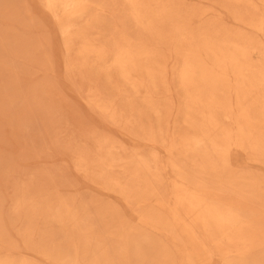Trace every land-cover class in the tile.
<instances>
[{
    "label": "bare ground",
    "instance_id": "obj_1",
    "mask_svg": "<svg viewBox=\"0 0 264 264\" xmlns=\"http://www.w3.org/2000/svg\"><path fill=\"white\" fill-rule=\"evenodd\" d=\"M196 1L204 7L40 0L62 40L65 77L111 90L89 85L85 99L120 135L91 132L74 169L120 207L23 183L12 213L25 216L29 255L49 264H264V175L234 168L264 170V0ZM17 249L0 200V264H43Z\"/></svg>",
    "mask_w": 264,
    "mask_h": 264
},
{
    "label": "rangeland",
    "instance_id": "obj_2",
    "mask_svg": "<svg viewBox=\"0 0 264 264\" xmlns=\"http://www.w3.org/2000/svg\"><path fill=\"white\" fill-rule=\"evenodd\" d=\"M184 1L191 8L204 7L196 0ZM104 17L109 18L110 12L106 11ZM64 61L62 40L40 0H0L1 207L11 242L20 251L15 257L22 255L43 264L49 263L23 248L19 231L25 216L12 213L23 183L34 178V183L43 187L54 185L75 204L93 201L120 207L74 169L73 153L87 143L91 132L114 138L120 135L101 124L85 99L89 85L105 95L111 90L101 79L69 80ZM122 143L127 151L134 149ZM234 168L264 175V170L257 167L235 164ZM126 218L133 222L131 216Z\"/></svg>",
    "mask_w": 264,
    "mask_h": 264
}]
</instances>
